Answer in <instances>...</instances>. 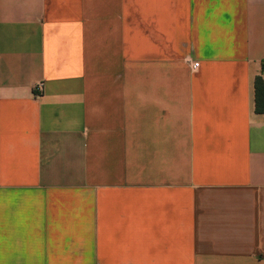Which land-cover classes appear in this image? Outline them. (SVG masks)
Segmentation results:
<instances>
[{"label": "crops", "instance_id": "1", "mask_svg": "<svg viewBox=\"0 0 264 264\" xmlns=\"http://www.w3.org/2000/svg\"><path fill=\"white\" fill-rule=\"evenodd\" d=\"M257 77L264 0H0V264H264Z\"/></svg>", "mask_w": 264, "mask_h": 264}, {"label": "trees", "instance_id": "2", "mask_svg": "<svg viewBox=\"0 0 264 264\" xmlns=\"http://www.w3.org/2000/svg\"><path fill=\"white\" fill-rule=\"evenodd\" d=\"M254 104L257 114H264V80L257 77L254 83Z\"/></svg>", "mask_w": 264, "mask_h": 264}, {"label": "built area", "instance_id": "3", "mask_svg": "<svg viewBox=\"0 0 264 264\" xmlns=\"http://www.w3.org/2000/svg\"><path fill=\"white\" fill-rule=\"evenodd\" d=\"M193 67H194V69L197 70V69L199 68V63H194V64H193Z\"/></svg>", "mask_w": 264, "mask_h": 264}]
</instances>
